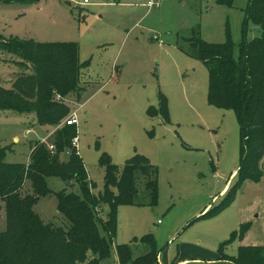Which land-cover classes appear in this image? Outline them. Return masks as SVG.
I'll use <instances>...</instances> for the list:
<instances>
[{
  "label": "rangeland",
  "instance_id": "1",
  "mask_svg": "<svg viewBox=\"0 0 264 264\" xmlns=\"http://www.w3.org/2000/svg\"><path fill=\"white\" fill-rule=\"evenodd\" d=\"M147 1L0 0V43L21 39L78 44L80 63L86 66L80 89L65 102L69 116L77 112L78 150L96 194L104 190L105 169L99 164L103 153L120 167L142 155L157 169V205L148 204L144 177L138 175L137 201L142 205L120 206L115 245L102 264H118L120 244H129L134 258L145 255L149 244L135 239L149 233L161 255L188 259L185 264H233L220 257L236 255L239 239L223 243L240 229L244 214L250 229L255 220L253 242L264 243V177L246 182L216 215L204 216L222 204L226 190L238 181L240 125L233 110L209 103L208 67L188 52L189 40L199 36L209 43H224L230 36L238 56L240 44L262 37L263 30L252 21L246 23L249 0H234L233 5L219 0H159L152 8ZM18 60V55L0 48L3 88H11L26 72ZM160 95L168 101V119L148 114L150 107H159ZM57 128L39 125L34 113L0 110L5 161L28 163L35 142L51 141ZM47 182L51 193L41 196L34 210L45 223L70 226L58 211L57 194H80L78 182L55 176ZM22 193H32L30 181ZM106 212L108 208L104 216ZM6 226L5 203L0 200V232Z\"/></svg>",
  "mask_w": 264,
  "mask_h": 264
},
{
  "label": "trees",
  "instance_id": "2",
  "mask_svg": "<svg viewBox=\"0 0 264 264\" xmlns=\"http://www.w3.org/2000/svg\"><path fill=\"white\" fill-rule=\"evenodd\" d=\"M218 2L233 5L234 0ZM245 17L246 23L259 25L263 35L251 41L245 39L238 56L230 36L224 43H209L199 36L189 40L188 52L208 67L209 103L233 110L240 125L238 181L227 191L222 204L207 211L205 217L228 207L246 182H260L264 176V0H249ZM0 48L18 55L16 63L26 71L11 88L0 86V110L34 113L39 125L58 127L49 141L55 150L36 141L28 163L6 162L7 149L0 148V200L5 203L7 224L0 232V264H101L115 245L120 206L142 205L137 201L138 175L144 177L150 195L148 204L157 205V169L142 155L120 167L103 153L99 164L105 169L104 190L96 194V184L90 181L84 159L73 145L78 126L60 127L71 112L65 98L80 89L81 70L86 66L80 63L78 44L14 39L0 43ZM148 114L168 119L167 99L160 95L159 107H150ZM63 154L66 159H62ZM51 176L75 180L80 186V194H57L58 211L70 226L45 223L34 210L39 198L51 193L47 182ZM27 181L32 183V193L23 194ZM105 208L108 212L104 216ZM250 226L242 224L223 246L243 239ZM135 240L149 244V252L134 258L129 244L116 245L120 264H159L160 250L154 235ZM220 259L233 264H264V246H241L236 255L222 254Z\"/></svg>",
  "mask_w": 264,
  "mask_h": 264
},
{
  "label": "crops",
  "instance_id": "3",
  "mask_svg": "<svg viewBox=\"0 0 264 264\" xmlns=\"http://www.w3.org/2000/svg\"><path fill=\"white\" fill-rule=\"evenodd\" d=\"M40 129H41V128H40ZM42 139H43V138H42ZM16 140H18V138H16ZM263 163H264V160H263ZM263 168H264V166H263ZM236 174H237V172H236ZM236 174H235V175H236ZM263 177H264V176H263ZM262 179H263V178H262ZM227 187H228V186H226V187L224 188L223 192L227 189ZM243 187H244V186H243ZM228 190H229V189H228ZM228 190H226V191H228ZM241 190H242V189H241ZM206 208H207V207H206ZM206 208H205V209H206ZM247 218H248V217H246V215L244 214L243 217H241V219H240V222H241L240 225L249 222V221H246ZM245 221H246V222H245ZM251 222L253 223L252 228L246 233L244 239H239L238 247H241V246H250V245H252V246L263 245V246H264V243H254V242H253L252 238H257V237H256V236L254 237V236H253V233H252V229H253V227H254V222H255V220L252 219ZM240 225H239V226H240ZM263 236H264V234H263ZM116 255H117V263L120 264L119 257H118V253H117ZM172 258H173V261H172ZM187 260H188V259H187ZM187 260H186V259H181L180 257H173V256H170L169 254H165V253H164L163 255H161V253H159V255H158V262H159V264H185V263L187 262ZM102 263H103V260H102ZM102 263H101V264H102ZM228 264H230V263H228Z\"/></svg>",
  "mask_w": 264,
  "mask_h": 264
},
{
  "label": "built area",
  "instance_id": "4",
  "mask_svg": "<svg viewBox=\"0 0 264 264\" xmlns=\"http://www.w3.org/2000/svg\"><path fill=\"white\" fill-rule=\"evenodd\" d=\"M84 3H88V0H84ZM147 5L148 7L152 8V7H155V6H159V0H148L147 1ZM154 39H158L157 36H155ZM65 124L66 125H76L78 126L79 124V119H78V115H77V112H74L71 116H69L67 118V120L65 121ZM41 142H44L46 144L49 145V148L54 151L55 150V147L53 144H50L49 141H47V139L43 138L40 140ZM73 145L78 147V137L74 138L73 140Z\"/></svg>",
  "mask_w": 264,
  "mask_h": 264
}]
</instances>
